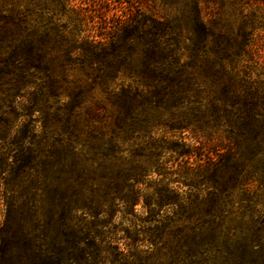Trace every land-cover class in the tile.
Segmentation results:
<instances>
[{"label":"rangeland","instance_id":"1","mask_svg":"<svg viewBox=\"0 0 264 264\" xmlns=\"http://www.w3.org/2000/svg\"><path fill=\"white\" fill-rule=\"evenodd\" d=\"M122 1L132 5L114 8L122 19L192 9L190 0ZM193 1L211 27L192 39L228 48L216 66L224 72L200 74L199 64L192 78L203 89L181 103L163 98L138 134L122 133L115 103L126 82L91 83L96 74L77 59L83 44L63 67L71 49L58 35L43 60L0 44V247L7 226L26 264H264V147L237 123L245 100L252 117L264 97V0ZM49 167L72 199H59L63 186L47 189ZM90 201L96 215L69 207Z\"/></svg>","mask_w":264,"mask_h":264},{"label":"trees","instance_id":"2","mask_svg":"<svg viewBox=\"0 0 264 264\" xmlns=\"http://www.w3.org/2000/svg\"><path fill=\"white\" fill-rule=\"evenodd\" d=\"M180 1L172 0L173 5H178ZM190 1L192 9L177 10L178 14L174 17L168 14L161 18L153 14L140 17L130 10L127 17L122 19L121 15L115 14L114 8L126 11L127 7L132 6L122 0H92L95 4L86 7H81V0H0V44L4 43L24 55L23 60H43L48 57L49 38L54 37L55 40L58 35L61 43H66L71 49L65 54L66 60L60 64L61 67L72 62V50L83 44L85 48L81 51L84 53L78 55L77 59L81 68H88L96 74L91 83L110 86L117 80L126 82L115 94V103L124 127L122 133L130 131L138 134L146 129L148 114L151 109L158 108L163 98L171 100L177 97V102L181 103L180 100L190 95L194 89H203L204 84L195 82L192 78L199 64L203 65V68L200 67V74L209 72L217 77L224 72L221 67L217 70L216 66L219 62L223 65L222 61L228 58V48H209L206 43L196 44L192 39L194 31L200 32L203 37L209 35L211 25L210 21H204L200 15L197 2ZM89 7L91 8L88 10ZM110 12L113 14L108 16ZM57 25L62 28V32H57ZM85 29L87 33L84 35ZM243 30H246L245 27ZM262 80L264 81V75ZM226 90L230 91L225 88L224 91ZM232 94L228 93L230 96ZM260 102V108L251 117L246 113L248 101L245 100L237 121L240 126L254 128V144L258 148L264 147V97ZM52 168L47 170V174H50L47 189L58 192L59 187L63 186L59 199L62 200L66 194L72 199L75 195L74 188L72 190L70 185L57 182L56 168ZM135 168L138 166L126 171L132 174ZM118 171L115 174L111 172V177H123L121 173L125 170L120 168ZM131 174L127 175V181L134 180L132 177L135 174ZM77 188L78 195L83 193L82 184ZM105 189L111 198L119 200V193H115L117 186L111 184ZM74 204L69 206H73V211H88L96 215L99 210L98 203L95 206L91 201L88 207H75ZM65 208L68 206L63 207V210ZM7 229V226L3 228L0 264H26L17 256L16 242L6 236Z\"/></svg>","mask_w":264,"mask_h":264}]
</instances>
